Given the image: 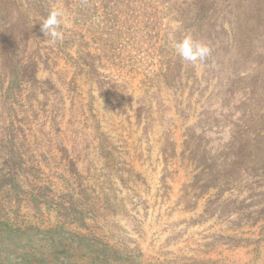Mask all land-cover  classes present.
<instances>
[{
  "label": "rangeland",
  "instance_id": "374dc122",
  "mask_svg": "<svg viewBox=\"0 0 264 264\" xmlns=\"http://www.w3.org/2000/svg\"><path fill=\"white\" fill-rule=\"evenodd\" d=\"M0 264H264V0H0Z\"/></svg>",
  "mask_w": 264,
  "mask_h": 264
},
{
  "label": "clouds",
  "instance_id": "9594fccd",
  "mask_svg": "<svg viewBox=\"0 0 264 264\" xmlns=\"http://www.w3.org/2000/svg\"><path fill=\"white\" fill-rule=\"evenodd\" d=\"M64 12L59 8L49 11L48 15L43 19L41 31L45 36L51 38L52 43L63 38L62 32L59 30ZM175 53L182 61L196 65L204 63L210 55V49L206 43L194 39L191 34H185L181 39L173 44Z\"/></svg>",
  "mask_w": 264,
  "mask_h": 264
},
{
  "label": "trees",
  "instance_id": "16d2710c",
  "mask_svg": "<svg viewBox=\"0 0 264 264\" xmlns=\"http://www.w3.org/2000/svg\"><path fill=\"white\" fill-rule=\"evenodd\" d=\"M15 71V70H14ZM14 76H16V75H14ZM8 91H10V90H8Z\"/></svg>",
  "mask_w": 264,
  "mask_h": 264
}]
</instances>
